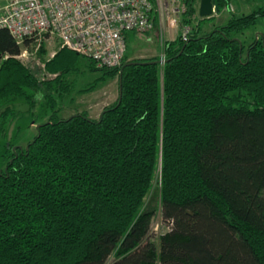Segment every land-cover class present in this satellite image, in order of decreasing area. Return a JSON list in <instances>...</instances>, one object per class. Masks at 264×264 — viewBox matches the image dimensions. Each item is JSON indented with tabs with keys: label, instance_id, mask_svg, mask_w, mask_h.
<instances>
[{
	"label": "trees",
	"instance_id": "16d2710c",
	"mask_svg": "<svg viewBox=\"0 0 264 264\" xmlns=\"http://www.w3.org/2000/svg\"><path fill=\"white\" fill-rule=\"evenodd\" d=\"M183 1L192 30L165 42L164 65L89 59L95 83L119 80L99 118L59 116L82 55L58 49L56 77L40 80L17 58L29 42L0 29V264H264V36L237 37L264 10L201 32L214 16ZM231 1L214 0L219 11ZM40 97L49 119L2 152L10 101L32 110ZM151 195L172 225L166 254L150 239Z\"/></svg>",
	"mask_w": 264,
	"mask_h": 264
},
{
	"label": "built area",
	"instance_id": "2783aa9c",
	"mask_svg": "<svg viewBox=\"0 0 264 264\" xmlns=\"http://www.w3.org/2000/svg\"><path fill=\"white\" fill-rule=\"evenodd\" d=\"M232 10L228 4L219 11L214 2V15ZM185 11L183 0H6L0 29H8L20 45L29 42L17 56L22 62L32 56L34 48L37 52L43 43L57 42L59 49L88 57L98 68H114L127 54L128 32H151L157 21L162 42L179 36L188 40L192 28L180 24ZM160 57L164 65V53Z\"/></svg>",
	"mask_w": 264,
	"mask_h": 264
},
{
	"label": "rangeland",
	"instance_id": "374dc122",
	"mask_svg": "<svg viewBox=\"0 0 264 264\" xmlns=\"http://www.w3.org/2000/svg\"><path fill=\"white\" fill-rule=\"evenodd\" d=\"M1 1H4V4H6V0ZM230 4L233 7L232 11L223 12L219 16L214 15V18L211 21H207L200 31L207 32L214 26L224 24L231 16H242L264 10V0H232ZM157 22L158 24H156L155 29L151 32L145 34H137L133 31L128 32V58L161 56L165 39L162 42V29L160 22ZM194 24L195 28H197V23ZM257 35L264 36V15L259 18L258 23L254 27L245 33L239 34L237 37L249 44L256 39ZM43 48L46 51L43 52ZM34 49L32 56L24 60L26 65H28L27 67L40 80L55 78L56 74L50 73L47 70V60H49L52 53L58 51V43H43L37 49V52ZM101 75V72L90 69L88 57H80L78 72L69 77V81L73 84V90L64 99H61L59 103L61 108L59 116L61 118H67L74 113L82 111L88 112L93 118H98L105 107L117 101L119 96L118 78H106L95 83ZM42 103V98L40 97L37 105L30 110L29 103L24 99L17 98L10 101L9 106L14 110V117L8 127L6 137L2 139V152H4L5 146H8L11 142L17 146L26 147L35 138L38 125L48 120L52 114V111L42 109ZM35 120L37 123L33 122ZM158 187L159 185L156 186V188ZM148 201L150 207L155 208L157 206L150 239L158 244L162 254H166L172 225L164 218L161 205L157 203V199L155 200L153 195L150 196ZM113 261V258H110L108 264H111Z\"/></svg>",
	"mask_w": 264,
	"mask_h": 264
},
{
	"label": "water",
	"instance_id": "95a60500",
	"mask_svg": "<svg viewBox=\"0 0 264 264\" xmlns=\"http://www.w3.org/2000/svg\"><path fill=\"white\" fill-rule=\"evenodd\" d=\"M199 16L201 18H209L214 16V0H201Z\"/></svg>",
	"mask_w": 264,
	"mask_h": 264
},
{
	"label": "crops",
	"instance_id": "0c3cea01",
	"mask_svg": "<svg viewBox=\"0 0 264 264\" xmlns=\"http://www.w3.org/2000/svg\"><path fill=\"white\" fill-rule=\"evenodd\" d=\"M5 2L3 1H1L0 0V12L2 11V8L5 6V4H4ZM176 32H177V30H176ZM172 36H174L175 37V34H174V32H172ZM174 38H171V40H173ZM101 116V114L99 115V117ZM98 117V118H99Z\"/></svg>",
	"mask_w": 264,
	"mask_h": 264
}]
</instances>
